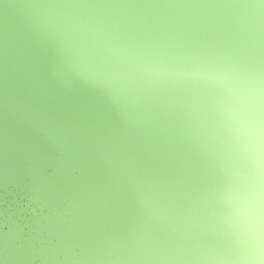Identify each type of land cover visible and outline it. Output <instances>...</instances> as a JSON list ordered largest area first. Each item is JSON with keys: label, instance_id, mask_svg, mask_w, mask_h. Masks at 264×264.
<instances>
[{"label": "water", "instance_id": "1", "mask_svg": "<svg viewBox=\"0 0 264 264\" xmlns=\"http://www.w3.org/2000/svg\"><path fill=\"white\" fill-rule=\"evenodd\" d=\"M19 1L0 0L1 8L13 5L17 10L10 29L0 19V162L3 158L15 177L0 181V264H253L242 255L239 261L236 256H215L210 251L215 243L226 252L234 251L235 243L240 250L244 244L249 261L264 263V253L254 252L248 237L258 227L253 221L258 225L264 220V207L257 202L264 201V115L250 109L243 91L261 94L256 99L264 101V76L259 87L248 85L243 76L250 66L256 73L258 62L244 57L227 71L211 57L198 60L177 15L173 35L189 67H200L205 77L214 69L221 85L232 81L227 82L232 83L227 106L216 96V86L203 90L194 73L180 74L173 67L172 51L150 31L148 24L157 22L146 18L143 29L162 55L135 38L130 19L102 22L83 0H59V7L57 0H46L44 6L41 0L43 11L36 12L27 0ZM96 4L107 9L106 17L114 15L111 8ZM196 7L193 13L210 31L207 41L222 62L232 65L234 40L220 39L212 9ZM23 16L32 28L25 26ZM236 19L243 46L254 47V42L264 58V30ZM158 23L160 32L171 29L170 22ZM85 28L99 39L92 40ZM125 51L137 57L140 72L126 62ZM153 54L169 80L153 68ZM184 76L192 97L174 85ZM206 92L217 103L216 110L210 102L202 103ZM173 100L183 102L188 115L179 116ZM192 105L203 117H214L209 119L221 148L213 146L200 123L194 124ZM228 115L237 119L238 132L229 128ZM165 136L185 178L193 175L194 166L205 174L206 181L189 182L191 195L182 190V176H172L176 168ZM229 162L259 174L256 181L234 177ZM193 200L198 201L201 221L195 218ZM235 220L248 229L242 241L233 236ZM261 228L257 230L264 238Z\"/></svg>", "mask_w": 264, "mask_h": 264}, {"label": "rangeland", "instance_id": "2", "mask_svg": "<svg viewBox=\"0 0 264 264\" xmlns=\"http://www.w3.org/2000/svg\"><path fill=\"white\" fill-rule=\"evenodd\" d=\"M15 2L16 5L21 4L22 2H20L19 0H13ZM36 1V4H35ZM49 1V0H48ZM85 2V6L88 8V11L93 14L95 12H97L98 14H100L99 17L100 20H105L106 18L108 19V21L113 20V18L115 17V20L119 21L121 19H130L131 20V27L130 30L131 31H135L136 32V36L135 38H137L139 40L140 43H142V45L146 48V46L149 48L150 46L152 47L150 41H149V32H147V34L145 33V30L143 29V27L145 26V24H147L146 22V18H149L150 20L157 22V23H151L148 24L150 27V31H152V33H156V37L160 38L159 40L161 42H164L167 44V48H169V50L172 51V55L175 56V64H173V67L177 68L180 71V74H192L194 73V79L196 84H198L199 87L203 88V90L206 89L205 85H209L211 86H216L215 88V92H218L216 96H218V98H220L221 101H224L227 106L232 102V97H231V89L230 86L232 85V83H227V82H232L229 80H224L225 82H223V84L221 85V82H218V78L217 73H215L214 69H211L212 71L207 73L208 77L204 76L202 74V72L200 71L201 68L200 67H196V66H191L189 67V64L187 62V57L184 53H181L180 51V46L178 45V42L176 41V36L173 35L174 32L178 31L176 26H172L173 22L176 21V18L178 17L177 15L180 14V16L177 18V22L180 26H182V28L184 29L183 24L185 25V35L186 36V40H187V44L188 46L191 48L194 56H196L198 58V60H201V58H207V57H211L215 62L219 63V67L220 64L223 63V66L225 67H221L222 69L227 68V71L230 70L229 67H235L238 62H241L242 60L244 61V57L246 58H250L252 59V62H258L257 65L258 70L256 73H254V71L251 69V66L249 67V69H247V72L243 75L246 76L247 79H249L248 81V85L249 83H255L258 84V87L260 86V84L262 83V78L261 75L264 76V58L263 56L259 55L257 53V48L255 43L253 42V46L254 47H244L243 43L245 42V40H243V38L239 35V30L238 28L235 26L234 21L237 20L236 16H239V19L241 21V23H243L245 26L248 25H252V26H257V29H261L264 30V18L263 14H264V0H124L127 5L131 8L132 12H135V17H133L131 14H127V12L124 10L123 7V0H83ZM19 2V3H18ZM27 2H29V4L31 6H33L34 11L36 12L37 10H42L43 11V7L44 5H46V0L42 1V6H40L41 4V0H27ZM52 4L53 0H51ZM97 2H100L102 4V6L106 9V8H111L114 11V15L110 16V17H106V10H102V8H98L96 5ZM45 3V4H44ZM197 3V5H196ZM198 6L200 8L205 6L206 8H208L209 10H213L212 13H214V18L215 20L218 21L219 25H220V30L219 31V36L220 39H225V42H228V39H232L234 40L233 45H235L233 48L235 50H237V54L230 52L231 58L233 57L232 61L233 64L228 66L226 65V63L222 62L221 60V56H218V52H214L215 48L213 46H211V43L207 41V39H209V33L207 28L208 26L204 25L201 21H198V17L196 14L193 13V10H197ZM57 6L59 7V0H57ZM255 6H259L260 8H257ZM53 9H57L54 8ZM58 10V9H57ZM219 10L222 11V13L219 12ZM5 11V12H4ZM17 10H15V7L12 5L11 6H2V8L0 7V16H2L0 19L7 23L6 28L10 29V24L12 22V20L14 19V13ZM137 12V13H136ZM262 14V15H261ZM94 15V14H93ZM261 15V16H260ZM260 16V17H259ZM23 20H24V24L26 27L28 28H32V25L29 23V21L27 19H25V16H23ZM226 17V18H225ZM144 18V21H143ZM172 19H174L172 21ZM244 20V21H242ZM182 21V22H181ZM91 21L88 20L87 25L90 23ZM102 22L100 23V25H102ZM158 22H164V23H169L171 25V29L167 28V29H162V31L164 32H160L159 30V23ZM43 23V22H42ZM114 24H116V22L114 21ZM262 25V27L260 28V25ZM105 25L107 26V23H105ZM40 27H43L41 22L39 23ZM96 26V25H94ZM116 26H118L117 28H119V25L116 24ZM35 28V27H34ZM100 29V27H98ZM218 28V29H219ZM173 29V30H172ZM141 30V31H140ZM115 31H118L115 30ZM137 31H140L138 36H137ZM169 31V33H168ZM85 32L90 33L89 37L92 40H96L99 39L100 35L94 34L93 31H91L90 29H86L85 28ZM104 32V31H103ZM113 32V30H112ZM50 34V32H47ZM122 33V31H121ZM121 33H119V36L122 37ZM124 33V32H123ZM104 34V33H102ZM125 34V33H124ZM127 35V34H126ZM128 36V35H127ZM207 37V38H206ZM102 38V37H101ZM212 39V38H211ZM67 41H70L71 44H75V42L71 39H68ZM205 41V42H204ZM220 44H224L223 41H219ZM97 43V42H96ZM94 43H92L93 45ZM150 44V45H149ZM36 45V42H35ZM227 45V44H226ZM37 46V45H36ZM126 47V44L123 45V48ZM239 47V49L237 48ZM152 49L154 50L155 48L152 47ZM241 49V50H240ZM246 49V53L243 52V50ZM156 54L162 55L160 52L154 50ZM125 60L126 62L130 63L129 65L133 66L135 68V70H137L138 72H140V67H139V62L138 59H136L137 57H133L130 58V52H126L125 51ZM156 54H153V58L151 59V63L153 64V68H156V70H158L160 72V76L164 77L165 80H169V77L167 76V71L162 68H159L160 65V60L157 58L158 56H155ZM180 55V56H179ZM215 56V57H214ZM185 57V58H184ZM136 59V60H135ZM235 59V60H234ZM210 60V58H208V61ZM214 63V62H213ZM215 64L216 66H218V64ZM191 65V64H190ZM226 71V72H227ZM214 72V73H213ZM220 72V71H219ZM226 72L224 74H226ZM257 73H259V75H257ZM216 75V76H215ZM147 78L150 79V81L152 82V84H156V80H154L153 76H151V74H149L147 76ZM220 79V78H219ZM227 79V78H225ZM259 81V82H257ZM219 83L220 86H217V84ZM174 85L178 88V90L182 93H184L187 96H191V89L187 83V81L185 80V76L183 77V80L180 78H177V81H174ZM224 88H222V87ZM244 86V84H243ZM261 90H264V87H262ZM243 91L245 92V100L247 102V104H249V107L251 110H253V112L257 113L258 116H263L264 115V101L260 100L259 98L256 99V97H260L261 94L259 95H253L249 94L250 92H247L245 90V88H243ZM252 93V92H251ZM148 99L149 95L146 94ZM203 95V99L205 101H202V103L204 104V102H210L211 100L208 98V94L207 92L202 94ZM170 97V96H169ZM192 97V96H191ZM169 99V98H168ZM244 100V101H245ZM173 105L175 106L176 112H179V116H183V115H188V113L186 112V110L184 109V103L183 102H176V100L172 101ZM211 106L210 108H212L213 110L217 109V103L215 102H210L209 103ZM235 107V106H234ZM190 109L193 110L195 112V116L193 114H191V116H193L192 118H196V121L194 124H201L202 128H205V130L208 132L211 140L213 141V146L215 147H219L221 148L223 143H221V139L218 137V134L216 133V128H215V123H213V121L209 118H214V117H203L200 112H197L196 109L192 106H190ZM231 109V108H230ZM193 112V113H194ZM217 112H219V110H217ZM210 115V114H209ZM229 116V115H228ZM226 116L227 122L229 124V128L232 129L234 132H238L236 125L237 119L233 116ZM205 119V120H204ZM263 123H264V118L262 119ZM165 139V148L166 150L171 152L172 157L171 159V166L172 168H176V171L172 172V176L177 180L180 178L179 182L181 183V186H184V188L182 190H184V192H186L187 194L189 193V195H191L192 193L190 192V184L189 182H194L192 178L195 179H200L202 181H206V179L204 178V175L202 170H199L196 166H194V171L193 175H190L185 178L184 176V169L182 168L181 164L178 162L175 154L172 152V145L168 142V138L167 136L164 137ZM225 148V146H224ZM192 158L194 159V151H192ZM5 160L3 158H1V162H0V181L4 182L6 180H14L15 177H11V170H8L7 167H5ZM193 163H196L195 160ZM196 165V164H195ZM228 167L232 168V174L234 177H246V178H251L253 180L254 177L256 175V173H251V172H246L245 170H243L242 168H238V165H236L233 162H229L228 163ZM264 170V168H263ZM241 172V173H240ZM193 176V177H192ZM256 181V180H255ZM231 182V181H230ZM208 185V188H211V185L209 182H205ZM178 195H180L178 193ZM217 199H214L212 202L214 204H216ZM257 202L260 206L264 207V201L261 198H257ZM192 206H196V214H195V218H197L198 221H201L198 215V209L199 206L198 205V201L197 200H193L191 202ZM233 227H234V237L236 238H240L241 241L242 239L245 237V233H246V229L244 228L245 226H243L242 224H240V222L238 220L233 221ZM253 223L255 224V226H258L257 228H264V220L263 222L255 223V221H253ZM261 224V225H260ZM215 229L221 230L217 225L213 226ZM257 228L255 227V230H251V232L248 234V237L250 238L251 241V245H252V250L254 252H260V253H264V238L262 236V231L259 232L257 230ZM261 228V230H262ZM248 230V229H247ZM238 240V239H236ZM218 243L213 244L212 249L210 250L213 254H217V256H228L229 258L232 256H236L234 259H236L237 261H239V256L242 255V259L245 262L248 263H253V264H264L262 261L259 260H254V261H249V258H246V253H244V244H242V248L240 250V246H238L235 243V249L234 251H225L220 249V247H218ZM215 254V256H216ZM248 259V261H247ZM253 260V259H251ZM235 262V261H234ZM232 264H235V263Z\"/></svg>", "mask_w": 264, "mask_h": 264}]
</instances>
